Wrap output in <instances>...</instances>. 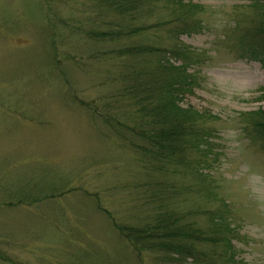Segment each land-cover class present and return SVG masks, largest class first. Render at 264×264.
Listing matches in <instances>:
<instances>
[{
  "label": "rangeland",
  "instance_id": "rangeland-1",
  "mask_svg": "<svg viewBox=\"0 0 264 264\" xmlns=\"http://www.w3.org/2000/svg\"><path fill=\"white\" fill-rule=\"evenodd\" d=\"M192 1L208 28L175 32L179 21L163 0L129 15L132 24L149 26L138 41L197 54L188 67L196 84L181 104L210 115L206 159L193 152L188 165L171 166L159 182L137 150L82 105L113 99L130 67L129 58L108 53L126 42L112 37L100 46L74 33L59 47L67 54L59 53L57 69L42 0H0V264H138L117 226L138 225L169 205L201 228L213 211L223 213L234 229V264H264V149L246 132L245 115L264 106V65L238 59L234 47V25H249L251 0ZM82 3L89 4L72 0L54 9L72 21ZM105 49L96 64L90 55ZM145 255L153 264L154 255Z\"/></svg>",
  "mask_w": 264,
  "mask_h": 264
},
{
  "label": "trees",
  "instance_id": "trees-1",
  "mask_svg": "<svg viewBox=\"0 0 264 264\" xmlns=\"http://www.w3.org/2000/svg\"><path fill=\"white\" fill-rule=\"evenodd\" d=\"M87 1L89 4L82 3L79 10H73L70 21L58 15L54 7L72 0H42L47 11V24L52 31L50 48L47 47L51 65L60 69L59 47L65 44L68 37L75 36L74 33L77 38L86 40L87 37L89 42L99 43L97 45L106 46L112 37L126 42L110 49L112 53L105 49L103 52L99 50L100 54L90 55V58L99 60L96 63L98 65L106 59L107 53L127 57L126 64L130 68L120 76L119 87L111 101H100L99 104L86 102L82 105L106 129L116 132L137 150L139 160L149 170L152 180L161 182L159 177L165 178L170 167L174 168L175 164L188 165L193 152L206 159V151L209 152L211 147L206 142L210 131L204 119L210 115L206 111L181 104L184 95L191 92L196 84L195 75L188 72V67L197 60V54L184 45L166 49L138 41L136 36L146 34L149 26L142 20L132 24V16L129 15L146 12L149 9L145 5L148 0ZM163 1L172 7L174 20L179 21L175 32L208 28L207 24L195 18L194 13L200 5L193 4L192 0ZM249 5L253 11L249 25L242 29L240 25H234L236 57L259 61L264 65V0H251ZM109 13L116 17L115 22L110 21L112 16ZM74 21L77 24H73ZM56 37L57 43L53 42ZM166 51L170 54L168 57ZM148 57H154L155 61ZM177 59L182 62L177 64ZM115 78L118 79L117 76ZM65 81L68 83L66 78ZM260 92L258 98L264 100V88ZM73 97L77 99V96ZM100 98L104 99L105 96ZM245 115L249 117L246 132L264 149V106L247 111ZM163 182L173 189L174 185L168 179ZM151 212L138 225L117 226L138 264H145L146 253L154 255L153 264L185 263L188 260L193 264H234L236 261V250L232 243L234 229L223 213L213 211L210 215L211 224L207 228L203 227L206 230L192 220H184L183 214L170 205ZM198 242L221 248L206 251L199 248Z\"/></svg>",
  "mask_w": 264,
  "mask_h": 264
}]
</instances>
